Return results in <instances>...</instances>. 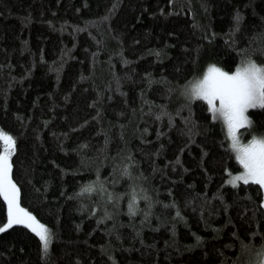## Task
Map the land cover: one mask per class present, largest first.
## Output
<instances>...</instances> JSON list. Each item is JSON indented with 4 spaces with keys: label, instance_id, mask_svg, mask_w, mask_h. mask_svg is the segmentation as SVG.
I'll list each match as a JSON object with an SVG mask.
<instances>
[{
    "label": "trees",
    "instance_id": "obj_1",
    "mask_svg": "<svg viewBox=\"0 0 264 264\" xmlns=\"http://www.w3.org/2000/svg\"><path fill=\"white\" fill-rule=\"evenodd\" d=\"M249 54L264 63V0H0V128L21 205L55 233L42 260L26 226L0 232V264L263 263V190L224 183L241 167L223 123L180 94ZM248 113L244 142L264 133Z\"/></svg>",
    "mask_w": 264,
    "mask_h": 264
},
{
    "label": "snow or ice",
    "instance_id": "obj_2",
    "mask_svg": "<svg viewBox=\"0 0 264 264\" xmlns=\"http://www.w3.org/2000/svg\"><path fill=\"white\" fill-rule=\"evenodd\" d=\"M171 2V0H169ZM240 13L234 16L235 28L239 27ZM243 52L244 50H239ZM159 55V53H157ZM127 62V61H125ZM180 94L189 102L202 100L207 104V111L213 120H222V127L226 130V139L241 167L238 172H231L225 168L228 178L225 184L236 186L238 182L248 184L250 181L264 189V133H253L247 142H242L238 129L253 124L248 115L249 109H264V63L257 62L249 55H241L234 71H225L215 63H209L202 75L194 74L180 86ZM163 107V106H162ZM164 113H161L163 115ZM171 123V116H169ZM191 135V129L188 130ZM191 142V141H189ZM16 151V138L0 128V198L6 204L7 219L0 225V232H4L13 225H24L31 233L38 237V251L42 260H47L55 233L41 222L33 212L20 203V188L13 179V153ZM125 174L127 173V165ZM102 187V186H101ZM93 190L88 185L81 191ZM135 189H133V193ZM109 199H113L109 194ZM135 195L129 201V212L135 211ZM264 206V199L259 201ZM195 235V234H194ZM197 242L201 237L195 235ZM264 249V244L261 245Z\"/></svg>",
    "mask_w": 264,
    "mask_h": 264
},
{
    "label": "rangeland",
    "instance_id": "obj_3",
    "mask_svg": "<svg viewBox=\"0 0 264 264\" xmlns=\"http://www.w3.org/2000/svg\"><path fill=\"white\" fill-rule=\"evenodd\" d=\"M221 122H222V120H220ZM223 123V122H222ZM245 127H249V126H242L241 128H245ZM240 128V129H241ZM240 129H238V132H239V130ZM225 130V129H224ZM225 133H226V130H225ZM240 133V132H239ZM241 139V138H240ZM241 141H242V139H241ZM242 142H244V141H242ZM242 182V181H241ZM263 190V197H262V199H264V189H262ZM6 219H7V216H6ZM5 222H6V220H5ZM258 262H263V263H261V264H264V258L263 259H261V260H259ZM259 264V263H258Z\"/></svg>",
    "mask_w": 264,
    "mask_h": 264
},
{
    "label": "bare ground",
    "instance_id": "obj_4",
    "mask_svg": "<svg viewBox=\"0 0 264 264\" xmlns=\"http://www.w3.org/2000/svg\"><path fill=\"white\" fill-rule=\"evenodd\" d=\"M249 114V113H248ZM244 134V133H243ZM242 135V134H241ZM242 138V137H241ZM238 171V170H237ZM253 183V182H252Z\"/></svg>",
    "mask_w": 264,
    "mask_h": 264
}]
</instances>
